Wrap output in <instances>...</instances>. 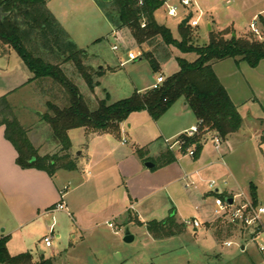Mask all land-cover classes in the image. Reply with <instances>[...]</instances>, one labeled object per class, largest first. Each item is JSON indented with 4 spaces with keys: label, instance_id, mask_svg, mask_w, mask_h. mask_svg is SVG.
Listing matches in <instances>:
<instances>
[{
    "label": "rangeland",
    "instance_id": "374dc122",
    "mask_svg": "<svg viewBox=\"0 0 264 264\" xmlns=\"http://www.w3.org/2000/svg\"><path fill=\"white\" fill-rule=\"evenodd\" d=\"M197 4L199 11L195 14V19L199 17L200 12L202 13L199 27L193 28L198 41L197 45L208 44L211 31L226 30L234 31L233 34L237 37L248 35L260 41L251 33V24L256 23V27L261 32L264 31V20L259 18L260 13L264 11V0H197ZM47 8L56 17L78 49L84 50L88 54L87 65L92 66L93 73H95L92 86L84 80L72 63H68L62 68L68 78L79 88L91 110H96L103 100H106L108 104H114L131 97L136 88L134 84L141 88L148 84H155L158 76L167 79L174 75L179 71L178 57L189 62H194L198 58L196 54H182L174 47L164 46L160 41H156L151 47L139 46L133 40L128 29L117 30L107 20L96 0H50L47 2ZM256 15L257 17L254 19ZM262 17L264 19V14ZM155 19L160 25L169 28L176 40H181L179 29L183 22L181 16L178 18L169 17L165 9L161 8L155 13ZM209 26H212L211 29ZM114 45L120 48L118 52L112 51ZM5 48L0 43V56L3 55ZM132 50L140 51L142 54L150 51L155 52V57L160 64L159 71L154 72L152 65L146 59L121 65L120 61H126L128 52ZM228 60L232 62V59ZM17 62L24 64L16 52H13L10 64L16 67ZM2 64L4 63L0 60L1 67ZM18 73L20 71H14L15 76ZM47 81L49 83H43V85L38 81L11 99L14 115L24 125L30 123L37 127V129L35 128L37 137L34 138V143L44 145L42 147L45 149L56 144L52 129L39 116L49 111L47 109L49 103L63 106L61 92L63 90L53 84L51 80ZM237 82L238 88L242 89L243 94L248 93L245 96L251 101L254 100L252 90L257 87L254 75H248L246 78L240 76ZM248 106L250 107V105ZM248 106L242 108L245 117L248 116ZM256 114L258 112L254 115ZM167 116L170 119H164L165 121L172 120L171 115ZM258 117L263 118V113L259 112ZM153 121L148 112L134 113L123 122L128 134L123 133L119 137L108 136L112 142L110 144L113 146L112 148L109 145L108 150H116L117 153L123 152L124 164L122 166L123 168L127 167L128 170L127 174H123V184L121 183L115 191H110L107 194L101 193L99 189L96 194H93L94 201L104 203L108 201L113 206L110 208L112 211H110L109 218L106 219L107 223H104V220H99L97 227L83 226L78 231L77 237L74 238L73 236L76 234L72 219L66 213H58L55 220L52 218L49 220L51 224L55 222V235L60 234V239L54 235L52 249L47 248L43 242L44 238L49 235V231L39 223L13 235L11 251L15 254L30 251L35 262L41 260V252H44V258L52 259L53 264H264V252L259 249L261 245H264V215L260 217L259 224L252 228L223 226L222 220L219 218L211 223L210 226L213 230L205 226L210 218H216L213 214L214 196L205 181L213 179L216 181L218 189L227 188L230 190L234 186L232 180L229 181V185H225L222 179L207 178L205 173L202 176L204 182L199 179V176L190 177L196 182L198 190L188 189L186 182H183L181 178L183 176L181 166L183 165L189 171L191 167L187 166L192 164L191 157L185 155L181 165L174 162L157 169H148L142 163L134 144L149 146L147 150H151V142L156 141L159 148L151 150L154 159H157L166 149L162 140H158L159 135L156 132V127H152L153 125L150 126L148 123ZM260 122L264 123L263 120ZM260 122L256 118L254 123L246 120L244 129L254 128L256 136H258L259 131H264V126ZM72 135L76 143H81L75 149L78 158L71 155L73 160L79 161L82 165L81 178L89 183L92 179L94 180V177L97 178L98 169H100L102 172L107 171L100 179V181H105L104 177L108 174L112 159L101 157L100 165L85 166L87 162L86 148L93 147L92 139L86 140L81 130L73 132ZM122 142L125 144L124 146L121 144ZM150 143L151 145H149ZM175 143L176 138L169 141L170 145ZM256 145L255 159L257 158L261 169L257 173L260 183L258 206H264V144L261 145L260 140H256ZM167 146L169 148V145ZM106 148L107 144L101 143L95 151H103ZM173 150L175 155L182 156L176 145ZM81 151L85 152L84 155H79ZM58 155H62V153L59 152ZM245 161L249 163L247 160ZM122 166L120 169L123 172ZM106 177L113 181L114 176L108 174ZM204 191L205 193H203ZM206 192L209 193L208 196L205 195ZM238 194L243 197L235 199L236 206L245 202L254 205L249 187L237 188L235 195ZM228 197L229 199L234 198L232 195H228ZM103 215L105 214L102 213L99 217L103 218ZM172 215L175 216L178 224H184L183 222L189 219H197L201 224L199 232L194 233L192 226H186L184 233L175 238L163 240L154 238L147 230V223L166 221ZM137 219L142 222V225L136 223ZM109 224H112L113 228H110ZM12 225L10 215L0 199V233H4L2 231L7 228L6 235H11L8 233H10ZM128 232L134 237L131 243L124 241ZM22 239L25 241V246L20 248L19 242ZM226 242H231L232 246L227 247Z\"/></svg>",
    "mask_w": 264,
    "mask_h": 264
},
{
    "label": "trees",
    "instance_id": "16d2710c",
    "mask_svg": "<svg viewBox=\"0 0 264 264\" xmlns=\"http://www.w3.org/2000/svg\"><path fill=\"white\" fill-rule=\"evenodd\" d=\"M97 3L107 20L117 30L128 29L139 46L151 47L156 41H160L164 46L174 47L182 54H196L198 58L189 62L178 57L179 71L168 77L157 90L134 92L131 97L114 104L103 100L96 110H91L79 88L62 68L72 63L84 80L92 86L95 73L93 68L87 65L88 54L78 49L69 38L47 8V1L0 0V8H3L6 14L0 20V43L7 48L4 49L3 55L16 52L34 75L31 81L38 80L43 85L49 83L47 80H51L63 90V106L49 103V111L42 117L52 129L53 138L61 147L62 155L40 156L28 137L29 130L23 127L14 115L7 96L0 98V127L5 128V138L17 152L18 167L43 171L50 177H54L60 170L76 171L77 162L70 155L71 130L84 129L88 133L119 137L121 124L131 114L147 111L154 120H159L180 99L187 102L198 122H201L199 135L192 138L184 135L179 137V140L184 142L181 150L183 154L192 147L196 148V156L200 153L207 135L205 130L214 132L222 142H226L231 135L242 129L243 120L239 109L215 74L213 65L233 59L237 63L246 62L250 67L256 68L264 60V42L248 35L234 37V31L226 30L211 31L208 44L199 46L190 25L180 24L181 40H176L169 28L156 21L155 13L163 7L164 0H113L112 3ZM142 59L150 62L154 72L159 71L160 64L155 52L143 54ZM260 144H264V131ZM136 153L143 162H154L155 169L177 161L175 153L169 148L157 159L146 158L149 152L145 148L137 149ZM250 193L253 206L257 207L259 203L255 185H251ZM212 196L223 200L229 198L227 194L213 193ZM136 223L142 225L139 221ZM147 230L154 238L163 240L182 234L184 227L179 225L172 215L166 221L147 223ZM7 244L8 238L0 240V264H53L52 259L44 257H41L39 263H34L31 252L12 256Z\"/></svg>",
    "mask_w": 264,
    "mask_h": 264
},
{
    "label": "crops",
    "instance_id": "0c3cea01",
    "mask_svg": "<svg viewBox=\"0 0 264 264\" xmlns=\"http://www.w3.org/2000/svg\"><path fill=\"white\" fill-rule=\"evenodd\" d=\"M263 14L264 11H262V13H260L259 15V18H261L262 20H264L262 17ZM256 17L257 15L254 17V19ZM262 32L264 33L263 30ZM12 57L13 52H9L6 55L0 56V60L4 63L2 64V67L0 66V98L7 96L10 104L12 103L11 99L13 98V96L17 95L22 90L38 83V80L31 81L34 75L30 72L25 64L17 62L16 67L11 66L10 61ZM15 70L20 71V73L16 74V76L14 74ZM213 70L219 78L221 84L227 90L233 103L236 105V107H238L239 112L242 116L243 126L238 133L231 135L226 142L222 143L221 149L219 151L214 148L211 141V139L216 136V134L214 132L207 133L202 143V150L195 158H192V164H189L187 166L191 167L190 170L188 171L185 169L186 167H184L183 165L181 166L183 171V176L181 178L184 182V177L187 175L190 177L199 176V179L204 182L205 180L202 178V176H204V174L206 173L207 178L222 179L225 185H229V181H233V189H218L220 193L232 195L233 197H235L237 196L235 195V190L237 188L241 189L243 187H249L250 189L251 185H255L259 197L260 183L257 173H259L261 169L258 160H256L257 158L255 159L257 151L256 140H260L263 130L259 131V135L256 136L254 128L249 129L248 127L247 130H245L244 128L246 120L254 123L255 118L256 120H259V122L264 118L258 117L259 112H262L264 116V60L261 61L256 68H252L246 62L237 63L233 59L232 62L227 59L215 63L213 65ZM248 75H254L257 81V87H254L255 90H252V94L254 96V100L252 101L251 99H248L247 96H245L248 93L243 94L242 89L238 88L239 86L237 82V79L240 76H244L246 78ZM132 83L134 84L133 81ZM153 85L154 84H148L145 87L143 86L139 88L137 87V84H134V86L136 87L135 92H147L152 89ZM237 89L241 90L239 91ZM248 105H250V107ZM244 106L249 107L247 117H245V114L243 113L244 110L242 108ZM251 111H254V113H252ZM257 112L258 114L254 115ZM46 113L39 116L42 121V117ZM136 113L139 114L147 112L142 111ZM167 115H171L170 117H172V120L165 121L164 119H170L167 118ZM19 122L21 123L20 120ZM43 122L46 123L45 121ZM148 123H150V126L153 125L152 127H156V132L159 135L158 140H162V142L165 144L166 151L168 149L167 142H169L173 138H176L177 141L178 138L186 130L198 124V119L189 108L187 102L184 99H180L171 107V109L167 113H165L160 118L159 121L154 120L153 122ZM260 124L264 126V123L260 122ZM21 125L29 130L28 137L34 147L39 151L40 156H52L61 152V147L57 144L56 141H54L56 145H51L47 149H45V147H42L44 145H36L34 143V138L37 137L35 132L37 127L31 125L30 123L26 125L21 123ZM255 129L257 130L256 127ZM77 130L83 131L85 139H92L93 143L92 148H86L87 162L85 163V166H98L101 164V157H109L112 160L110 162L108 174L110 176H114L113 181H111V179H107L106 176H108V174L104 177L105 181H100L101 177L104 175V172L107 173V171L102 172V170L98 169V179L94 177V180L92 179L89 183L85 182L81 178L80 174L82 165L77 160L76 162L78 169L76 171L60 170L54 177H50L47 173L35 169H21L16 165V150L14 149L12 144L5 138V128L0 127V199L2 200V203L8 211L11 221L13 222V225L10 227V233H8L11 235H6L8 231L6 228L4 231H2L4 233H0V240L3 238H8L7 248L10 255L17 256L26 252H30L25 251L17 254L13 253V251H11V238L17 232L33 227L34 224L41 223L45 227V229L49 231V235L51 234L53 238L55 235L56 225L55 222L52 224L49 223V220L51 218L55 220L58 217V213H66L72 219V225L76 234L73 236L74 238L77 237L78 231L81 230L83 226L97 227L99 220H104V223L108 222V220L106 219L109 218V214H111L110 211H112L110 208L113 207L112 204L110 205L111 202L108 203L107 201L104 203L102 201H94L92 197L93 194H96L99 189L101 193L103 192L109 194L110 191H115V189H117L121 183L123 184V174H127L128 170L127 167L123 168L122 166L124 164V154L123 152L117 153L116 150H108V147H110L109 145H111L110 143H112L108 138V136L111 137L110 134L88 133L84 129H74L69 132V137L72 143L70 155L78 158L75 153L77 150L75 151V149L77 145L79 146V144L81 143H76L72 135V133ZM123 133L128 134L129 132L126 131V128H124L122 123L120 135ZM101 143L107 144V148L103 151H95V149H97V147ZM151 143V150H156L159 148L158 144H156V141H152ZM151 143L149 145H151ZM121 144L123 146L125 145L123 142ZM134 146L137 149L145 148L147 150V148H149V146L147 147L146 145L143 146L140 144H134ZM100 147L102 148V146ZM151 150H148L149 153L146 158L152 157V159H154L153 155L151 154ZM165 151H162V153H164ZM84 153V151H81L79 155H84ZM184 156L185 155H176V162L180 163L181 165V161L183 160ZM245 160H247L249 163H247ZM147 162H143L142 160V163L144 164H146ZM120 166H122L123 172L121 171ZM255 168L256 171L258 170V172L255 171ZM207 180L211 181L213 179ZM205 182H207L208 184V181ZM195 190H198V188ZM203 193H205V191ZM207 194L209 193L206 192L205 195ZM59 204L64 205L66 210H55ZM102 213L105 215H103V218H100L99 216ZM217 219V217L210 218L205 226L213 230L210 225ZM137 220L140 222L139 219ZM222 224L223 226L229 225L224 220H222ZM179 225H183L185 231L186 225L180 223ZM109 226L110 228H113L112 224H109ZM199 229L200 228L193 227V232L198 233ZM176 236L171 238H175ZM55 237L60 239V234L55 235ZM24 243L25 241L23 239L21 240V242H19L20 248H23L25 246ZM52 248L53 244L49 249ZM242 249L244 250L245 247L243 246ZM44 256V252H41V257ZM33 261L34 263L40 262H35L34 256Z\"/></svg>",
    "mask_w": 264,
    "mask_h": 264
},
{
    "label": "built area",
    "instance_id": "2783aa9c",
    "mask_svg": "<svg viewBox=\"0 0 264 264\" xmlns=\"http://www.w3.org/2000/svg\"><path fill=\"white\" fill-rule=\"evenodd\" d=\"M169 17L172 18H178L182 17V20H185L188 17H191L188 25H190L192 28L199 27V21L202 16V13L200 12L199 17L195 19V14L199 11L198 10V4L197 0H164L163 7ZM145 27V25H143ZM251 33L260 41L264 42V33L261 32L257 27L256 23L251 24ZM120 48L117 45L112 46L113 52H118ZM143 54L140 51H130L127 54V60L123 61L121 60V65H124L128 62H135L142 58ZM166 79L163 76H159L156 79L155 84L153 85L152 89H159ZM200 126L201 122H198L197 125L191 127L190 129L186 130L182 135H184L187 138L195 137L196 135L200 134ZM207 133H209L207 130H205ZM206 133V134H207ZM214 148L219 151L222 146V140L218 136H214L211 139ZM169 145V149L174 151V145L178 148L179 152H181L182 147L184 145V142L179 140L176 141L175 144L170 145L169 142H167ZM182 155H187L191 158H195L196 156V148L192 147L189 148L185 154L181 153ZM184 181L186 182V188L188 189H197L198 186L194 180L190 178V176H185ZM208 187L210 189L211 193H217V194H223L220 193L217 187V183L214 180L208 181ZM237 197H243V195L238 194L235 196L234 203L229 204L227 200H223L220 197L214 196V215L226 221L229 225H232L234 227L240 226L241 228H252L254 226H257L260 221V217L264 215V206H257L254 207L250 202H245L244 204L240 206H236L235 199ZM57 211H65L66 208L64 205L59 204L56 209ZM70 215V214H69ZM186 226H192L194 228H200L201 224L197 219H189L184 222ZM52 235H48L44 238L43 242L47 248H50L52 245ZM226 246L230 247L232 246L231 242H227ZM261 252H264V245H261L259 247Z\"/></svg>",
    "mask_w": 264,
    "mask_h": 264
},
{
    "label": "water",
    "instance_id": "95a60500",
    "mask_svg": "<svg viewBox=\"0 0 264 264\" xmlns=\"http://www.w3.org/2000/svg\"><path fill=\"white\" fill-rule=\"evenodd\" d=\"M46 1L48 2V1H50V0H46ZM96 1H100V2H102V3H112V2H113V0H96ZM4 16H6V14L4 13L3 8H0V20H2V18H3ZM190 19H191V17H188V18H186L185 20H183L182 25L187 26L188 23H189V21H190ZM209 28L211 29V27H209ZM233 36L235 37L236 35L233 34ZM145 166H146L148 169H155V167H156V165H155L154 163H152V162H147V163L145 164ZM227 201L229 202V204H233V203H234V200H233V199H228ZM133 240H134V237L131 236V235L129 234V232H128V233L126 234V236H125L124 241H125L126 243H131Z\"/></svg>",
    "mask_w": 264,
    "mask_h": 264
}]
</instances>
